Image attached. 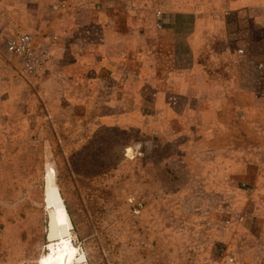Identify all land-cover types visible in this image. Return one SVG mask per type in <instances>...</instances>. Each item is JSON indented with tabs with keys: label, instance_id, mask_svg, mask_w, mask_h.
<instances>
[{
	"label": "rangeland",
	"instance_id": "obj_1",
	"mask_svg": "<svg viewBox=\"0 0 264 264\" xmlns=\"http://www.w3.org/2000/svg\"><path fill=\"white\" fill-rule=\"evenodd\" d=\"M5 1L1 12L27 20L4 34H57L50 20L69 10L67 0ZM11 61L0 51V264H41L56 207L72 223L73 264H264V104L260 122L231 136L164 139L69 119L66 105L43 115L42 102L24 104L39 84Z\"/></svg>",
	"mask_w": 264,
	"mask_h": 264
},
{
	"label": "crops",
	"instance_id": "obj_2",
	"mask_svg": "<svg viewBox=\"0 0 264 264\" xmlns=\"http://www.w3.org/2000/svg\"><path fill=\"white\" fill-rule=\"evenodd\" d=\"M16 1L3 7H24L25 1ZM65 3L70 12L50 20L59 32L52 44L54 65L35 93L25 95L26 106L35 99L44 104L43 115L54 118L66 105L69 119L111 121L122 130L163 138L231 136L245 123L260 122L264 0ZM16 13L0 11V34L26 22ZM30 19L43 22L41 16Z\"/></svg>",
	"mask_w": 264,
	"mask_h": 264
},
{
	"label": "built area",
	"instance_id": "obj_3",
	"mask_svg": "<svg viewBox=\"0 0 264 264\" xmlns=\"http://www.w3.org/2000/svg\"><path fill=\"white\" fill-rule=\"evenodd\" d=\"M55 6V9H58ZM43 41L32 33L0 34V51L8 54L14 62L18 75L31 82H39L54 65L52 44L57 34L44 35Z\"/></svg>",
	"mask_w": 264,
	"mask_h": 264
},
{
	"label": "bare ground",
	"instance_id": "obj_4",
	"mask_svg": "<svg viewBox=\"0 0 264 264\" xmlns=\"http://www.w3.org/2000/svg\"><path fill=\"white\" fill-rule=\"evenodd\" d=\"M59 202V197L48 191V203ZM48 231V250L41 260V264H73L77 256V248L70 239L72 223L65 210L56 207L51 211ZM77 264H86L78 260Z\"/></svg>",
	"mask_w": 264,
	"mask_h": 264
}]
</instances>
